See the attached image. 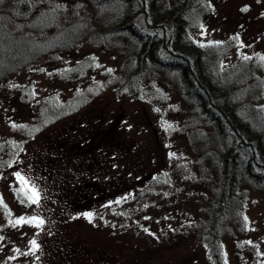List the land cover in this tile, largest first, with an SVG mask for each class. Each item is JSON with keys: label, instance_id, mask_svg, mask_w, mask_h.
Masks as SVG:
<instances>
[{"label": "rangeland", "instance_id": "rangeland-1", "mask_svg": "<svg viewBox=\"0 0 264 264\" xmlns=\"http://www.w3.org/2000/svg\"><path fill=\"white\" fill-rule=\"evenodd\" d=\"M28 1L26 17L0 15V36L40 49L0 74V264H217L199 236L214 185L198 178L206 121L161 74L152 101L116 95L122 49L97 46L92 28L69 39V25L89 19L88 0ZM189 22L218 81L237 88L244 119L264 131V0H202ZM76 93L78 110L28 134L38 102ZM229 219L216 230L219 264H264V191L250 190L240 220Z\"/></svg>", "mask_w": 264, "mask_h": 264}, {"label": "trees", "instance_id": "trees-1", "mask_svg": "<svg viewBox=\"0 0 264 264\" xmlns=\"http://www.w3.org/2000/svg\"><path fill=\"white\" fill-rule=\"evenodd\" d=\"M10 1L0 2V15L24 18L36 4L19 0L12 5ZM201 1L177 0L168 5L164 0H88L86 11L90 20L69 25L72 28L69 39L70 42L78 39L92 28L90 39L95 38L97 46L111 44L122 49L124 60L110 74L117 96L128 94L152 101L154 81L161 74L168 81L173 80L182 100L193 106L198 118L206 121L210 135L198 152V178L201 184L211 181L214 185L209 197L212 209L208 228L205 226L199 236L206 239L210 260L219 264L220 234L216 230L231 222L230 214L240 220L250 190L264 191V131L244 119L238 107L237 88L218 81L208 50L189 35L192 10ZM47 6L58 13L54 4ZM3 27L0 23V31ZM2 44L5 50L0 53V74L28 66L40 51L15 47L6 36H0ZM63 45L64 41H59L57 47ZM87 68L78 66L76 72L82 73ZM147 77L151 79L149 85L142 82ZM83 97L76 93L67 99L54 97L38 102L33 109L37 123L28 134L78 110L84 104Z\"/></svg>", "mask_w": 264, "mask_h": 264}, {"label": "snow or ice", "instance_id": "snow-or-ice-1", "mask_svg": "<svg viewBox=\"0 0 264 264\" xmlns=\"http://www.w3.org/2000/svg\"><path fill=\"white\" fill-rule=\"evenodd\" d=\"M0 2H2V0H0ZM241 11H247V8H243L241 9ZM17 175V179L21 182L22 185H26L27 182L25 181V179L20 176L19 173L16 174ZM30 191L33 192V195L28 196V199L32 202V203H38V195L35 193V189H30ZM34 219V218H33ZM21 220H23V218H21ZM21 220H16L15 223L16 224H20ZM28 223H33V221H27ZM43 221H39L36 226H39L40 224H42ZM35 241H32V244L35 246Z\"/></svg>", "mask_w": 264, "mask_h": 264}]
</instances>
